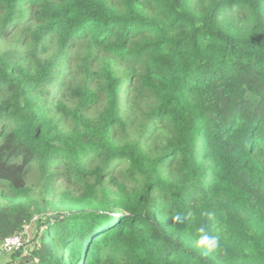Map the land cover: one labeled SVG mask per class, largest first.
<instances>
[{"label":"trees","instance_id":"trees-1","mask_svg":"<svg viewBox=\"0 0 264 264\" xmlns=\"http://www.w3.org/2000/svg\"><path fill=\"white\" fill-rule=\"evenodd\" d=\"M0 202L6 264H264V0H0Z\"/></svg>","mask_w":264,"mask_h":264},{"label":"built area","instance_id":"built-area-1","mask_svg":"<svg viewBox=\"0 0 264 264\" xmlns=\"http://www.w3.org/2000/svg\"><path fill=\"white\" fill-rule=\"evenodd\" d=\"M22 239L18 235H13L5 238L0 245V250L5 254H12L13 252L19 251L22 247Z\"/></svg>","mask_w":264,"mask_h":264},{"label":"rangeland","instance_id":"rangeland-1","mask_svg":"<svg viewBox=\"0 0 264 264\" xmlns=\"http://www.w3.org/2000/svg\"><path fill=\"white\" fill-rule=\"evenodd\" d=\"M0 205H1V202H0ZM35 232H36V225L35 224H33L27 228L28 240H31L34 237ZM27 247H28V249H24L25 252H28V250H30V248H31L29 245ZM10 260H11L10 254L0 253V264H6Z\"/></svg>","mask_w":264,"mask_h":264},{"label":"clouds","instance_id":"clouds-1","mask_svg":"<svg viewBox=\"0 0 264 264\" xmlns=\"http://www.w3.org/2000/svg\"><path fill=\"white\" fill-rule=\"evenodd\" d=\"M198 243L201 245H206L209 249H211L217 246L218 241L215 237H209L208 235H204L201 237Z\"/></svg>","mask_w":264,"mask_h":264},{"label":"water","instance_id":"water-1","mask_svg":"<svg viewBox=\"0 0 264 264\" xmlns=\"http://www.w3.org/2000/svg\"><path fill=\"white\" fill-rule=\"evenodd\" d=\"M16 252H18V251H16ZM20 260L22 262L28 263V262H30V256L29 255H24V256L21 257Z\"/></svg>","mask_w":264,"mask_h":264}]
</instances>
